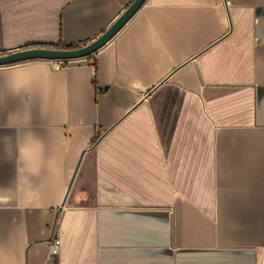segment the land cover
Masks as SVG:
<instances>
[{"label": "crops", "instance_id": "0c3cea01", "mask_svg": "<svg viewBox=\"0 0 264 264\" xmlns=\"http://www.w3.org/2000/svg\"><path fill=\"white\" fill-rule=\"evenodd\" d=\"M133 1L0 0V56ZM62 64L0 68V264H264V0H146Z\"/></svg>", "mask_w": 264, "mask_h": 264}, {"label": "water", "instance_id": "95a60500", "mask_svg": "<svg viewBox=\"0 0 264 264\" xmlns=\"http://www.w3.org/2000/svg\"><path fill=\"white\" fill-rule=\"evenodd\" d=\"M146 0H134L114 24L99 38L88 45L77 48H33L0 56V68L27 62L47 61L64 63L90 58L104 49L136 16Z\"/></svg>", "mask_w": 264, "mask_h": 264}, {"label": "built area", "instance_id": "2783aa9c", "mask_svg": "<svg viewBox=\"0 0 264 264\" xmlns=\"http://www.w3.org/2000/svg\"><path fill=\"white\" fill-rule=\"evenodd\" d=\"M57 69H62L64 65L62 63H57ZM61 249V241L58 235L54 232L53 237L50 243V252H49V259L55 258L59 255Z\"/></svg>", "mask_w": 264, "mask_h": 264}]
</instances>
